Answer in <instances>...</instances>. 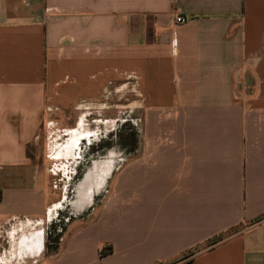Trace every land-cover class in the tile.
Segmentation results:
<instances>
[{
    "label": "crops",
    "instance_id": "crops-1",
    "mask_svg": "<svg viewBox=\"0 0 264 264\" xmlns=\"http://www.w3.org/2000/svg\"><path fill=\"white\" fill-rule=\"evenodd\" d=\"M118 97L134 148L93 154L52 250L42 136ZM263 214L264 0H0V264H264Z\"/></svg>",
    "mask_w": 264,
    "mask_h": 264
},
{
    "label": "rangeland",
    "instance_id": "rangeland-1",
    "mask_svg": "<svg viewBox=\"0 0 264 264\" xmlns=\"http://www.w3.org/2000/svg\"><path fill=\"white\" fill-rule=\"evenodd\" d=\"M115 102L111 103L112 107L86 108L80 112L69 113L67 115L68 121L65 120L52 128L53 135L42 136L40 148L45 150V163L52 170L50 185L52 186L54 202L62 203L57 212L58 220L65 212L73 216L81 213L89 214L92 211V208L89 209L86 204L93 200L92 189L89 181H84L86 177L90 176L86 172L93 160V155L87 152L89 145L97 143L103 137L106 139L120 128H123L125 132L128 131V133L132 131L136 135L140 134L139 107H126L122 98L117 99ZM81 116L85 118L83 127H79L78 123ZM75 129H80L86 136L79 141L77 147L72 151L74 152L72 155L56 157L59 146L71 140ZM101 146L107 148L108 145L105 143ZM108 159L106 157L101 161H107ZM75 167H79L82 171L73 174ZM105 193L104 189L101 190L96 195L95 202H98ZM87 210H90V212Z\"/></svg>",
    "mask_w": 264,
    "mask_h": 264
},
{
    "label": "flooded vegetation",
    "instance_id": "flooded-vegetation-1",
    "mask_svg": "<svg viewBox=\"0 0 264 264\" xmlns=\"http://www.w3.org/2000/svg\"><path fill=\"white\" fill-rule=\"evenodd\" d=\"M135 136L136 135H130L128 133L119 136L116 132L111 136L107 137L106 139H104L105 137H103V139H99L97 143H92L91 145H89V150L87 152L88 154L93 155L97 154L98 152L107 151L110 148H118L119 150H132L135 145V142L133 143V139H135ZM106 140H109V142H106L108 145L107 148L100 149L99 146L102 145V143ZM71 217V214H67V212H65L64 214H62V217L59 219L58 222L64 225V223H66L68 219L70 220Z\"/></svg>",
    "mask_w": 264,
    "mask_h": 264
},
{
    "label": "trees",
    "instance_id": "trees-1",
    "mask_svg": "<svg viewBox=\"0 0 264 264\" xmlns=\"http://www.w3.org/2000/svg\"><path fill=\"white\" fill-rule=\"evenodd\" d=\"M123 129V128H122ZM121 128L118 129L117 134L120 136L122 134H126L128 133V131L125 133V130H122ZM130 135H136V133H133L132 131L130 133H128ZM109 142V140L104 141L102 144L104 145V143ZM135 142V139H133V143ZM100 149H104L105 147L103 146H99ZM262 218H264V214L257 217L256 219H254V221H258L261 220ZM59 227H62L61 230H63L64 226L59 223V222H54L53 225V231L51 232V237L49 238L48 241V247L52 250H55L58 247V243L60 241V237H61V231H58ZM222 238V235H219L216 239L212 240L209 242V244H213L214 242H216V240H219ZM103 254V252H102Z\"/></svg>",
    "mask_w": 264,
    "mask_h": 264
},
{
    "label": "built area",
    "instance_id": "built-area-1",
    "mask_svg": "<svg viewBox=\"0 0 264 264\" xmlns=\"http://www.w3.org/2000/svg\"><path fill=\"white\" fill-rule=\"evenodd\" d=\"M175 20H176V22H178V23H184V22L187 21V17L184 16L183 14H177V15L175 16Z\"/></svg>",
    "mask_w": 264,
    "mask_h": 264
}]
</instances>
